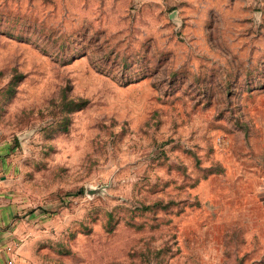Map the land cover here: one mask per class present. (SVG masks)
<instances>
[{"label": "rangeland", "instance_id": "rangeland-1", "mask_svg": "<svg viewBox=\"0 0 264 264\" xmlns=\"http://www.w3.org/2000/svg\"><path fill=\"white\" fill-rule=\"evenodd\" d=\"M0 156L41 264H264V0H0Z\"/></svg>", "mask_w": 264, "mask_h": 264}, {"label": "crops", "instance_id": "crops-1", "mask_svg": "<svg viewBox=\"0 0 264 264\" xmlns=\"http://www.w3.org/2000/svg\"><path fill=\"white\" fill-rule=\"evenodd\" d=\"M1 168L2 162L0 159V264H4L11 258H14L17 264H41L35 255L29 252V244L19 246L15 251L9 248L16 246V227L13 222L15 207L13 201L7 195V182ZM261 194L264 210V189H262Z\"/></svg>", "mask_w": 264, "mask_h": 264}, {"label": "built area", "instance_id": "built-area-1", "mask_svg": "<svg viewBox=\"0 0 264 264\" xmlns=\"http://www.w3.org/2000/svg\"><path fill=\"white\" fill-rule=\"evenodd\" d=\"M10 248V250H13V251H15L16 250V246L15 247H9ZM4 264H17V262H16V260L14 259V258H11V259H9L7 262H5Z\"/></svg>", "mask_w": 264, "mask_h": 264}]
</instances>
